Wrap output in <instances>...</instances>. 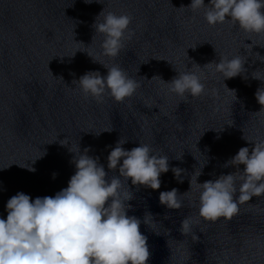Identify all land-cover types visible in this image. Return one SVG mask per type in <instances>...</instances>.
Here are the masks:
<instances>
[{
	"label": "clouds",
	"instance_id": "obj_1",
	"mask_svg": "<svg viewBox=\"0 0 264 264\" xmlns=\"http://www.w3.org/2000/svg\"><path fill=\"white\" fill-rule=\"evenodd\" d=\"M180 8L205 9V19L212 26L228 19L247 33H264V0H209L207 5L205 0H191L190 5ZM102 15L103 21L97 22ZM131 20L128 14L117 15L104 10L96 17L93 27L95 32L104 35L102 49L105 55L116 57L124 47V41L131 39ZM249 45L252 48L253 44ZM213 63L225 79L246 70L245 60L239 55L231 59L222 57L219 63L210 62L205 66ZM103 66L107 69L106 76L89 71L73 81L86 97L100 102L108 92L116 102H123L135 93L138 81L130 78L118 65ZM163 82L170 92L182 99H187L185 93L198 97L205 92V85L194 72L177 73L170 81ZM255 98L264 110V86L256 90ZM126 142L119 139L107 157V168L110 171L118 169L119 175L109 179L108 171L98 158L89 156V150L85 149L74 158L76 171L68 186L54 196L35 200L23 192L12 196L6 205L7 218H0V264H147L150 257L147 237L140 231L141 219L128 215L132 206L127 202L132 197L122 192L120 177L125 178V182L130 179L132 185L158 190L161 174L169 171V162L167 156L154 154L147 144L125 150L122 145ZM251 143L254 145L251 150L241 147L225 165L235 166V172L203 183L197 182L201 170L195 173V182L201 190L199 216L204 220L231 219L239 211V204L254 196H264V141ZM240 165L244 166L242 171ZM26 168L35 171L32 167ZM172 171L179 179L183 170L173 168ZM238 179L241 181L239 187ZM192 183L193 178L190 189ZM178 193L176 188L162 191L159 201L169 209H180L183 202L177 198ZM190 230V218L186 217L180 231Z\"/></svg>",
	"mask_w": 264,
	"mask_h": 264
}]
</instances>
